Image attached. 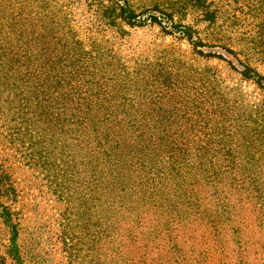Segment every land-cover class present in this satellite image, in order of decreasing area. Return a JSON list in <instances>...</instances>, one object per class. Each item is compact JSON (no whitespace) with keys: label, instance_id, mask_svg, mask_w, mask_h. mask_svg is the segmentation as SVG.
<instances>
[{"label":"rangeland","instance_id":"374dc122","mask_svg":"<svg viewBox=\"0 0 264 264\" xmlns=\"http://www.w3.org/2000/svg\"><path fill=\"white\" fill-rule=\"evenodd\" d=\"M99 1L105 0H0V180L3 185L0 200L9 208L16 224L25 264H109L112 247L108 237L109 200L103 192L96 193L100 197L94 198L90 160L84 157L81 164L72 135L61 133L58 124L46 123L42 113L44 66L46 50L50 47L47 35L49 26H53L50 17L54 18L63 9L79 25L78 31L85 42L91 40L97 46H104L106 52L102 59L114 68L109 72L112 80L108 94L130 98V106L124 105V108L179 114L194 103L193 88L201 85V78L208 73L218 84L226 86L225 97L230 106L224 110L219 123V159L224 162H218V167L233 164L231 170L237 172L235 165L244 161L253 163L257 159L264 163V129L245 132L242 121L246 113L264 120V87L240 79L234 69L241 68L238 59L210 41V35L201 33L205 45L198 47L168 35L166 31L172 27L163 12L171 0H127L135 12L143 11L137 17V21L143 22L141 26H129L118 19L111 26L97 20L94 10L97 11ZM208 1L223 11L218 23L221 34L230 37L225 42L233 51L255 47L245 59L242 55L237 57L243 62L248 60L264 74V0ZM151 15L157 16L158 23L150 19ZM173 15L174 21L193 24V15ZM217 31L208 29L207 34ZM206 52L222 54L235 67L217 58L206 60ZM168 64H173L179 73L187 67L194 69L197 83L181 78L182 84L177 87L155 84L150 90L138 82L125 85L128 78L135 80L136 72L143 70L148 74L164 70ZM151 97L157 99L156 103L149 100ZM206 123L201 121L197 125ZM179 124L184 125L185 121ZM238 175L246 180L244 187L240 189L238 182L231 191L226 187L228 201L223 199V192L216 194L220 192L216 190L220 185L211 187L212 183L203 174H191L190 178L179 175L170 182L166 180L168 188L175 186L173 195L165 208L159 202L152 210L156 216L161 209H166L159 243L168 242L173 248L169 256L159 251L161 262L164 258L168 259L164 264H186L180 263L185 258L187 264H213L226 255L225 264H231L228 247L240 238L241 254L246 256L243 260L248 261L249 254L262 250L259 219L255 214L244 213L238 221L233 212L238 206L251 210L252 206L261 204L262 200L257 197L264 198V170L253 163L250 171L241 170ZM216 181L224 184L220 178ZM155 195H144L139 190L127 198L122 193L119 201L116 197L115 206L122 208L123 216L134 215L136 207L140 210L148 197L156 198ZM220 206L228 212L223 211L221 215ZM210 212L214 227H204L202 217ZM184 217H187L185 221ZM10 235L0 219V264H14L7 252ZM221 247L226 249L222 255ZM180 253L186 256L178 258Z\"/></svg>","mask_w":264,"mask_h":264},{"label":"trees","instance_id":"16d2710c","mask_svg":"<svg viewBox=\"0 0 264 264\" xmlns=\"http://www.w3.org/2000/svg\"><path fill=\"white\" fill-rule=\"evenodd\" d=\"M99 3L94 15L103 23L113 26L114 19L129 26H141L143 23L137 21V17L143 11L135 12L127 5V0H105ZM163 13L167 14L172 27V30L166 31L168 35L186 40L193 47L205 45L201 33L210 35L208 37L212 36L210 41L224 47L238 59L241 68H234L231 60L217 52H206L205 56L208 57L206 60L212 58L225 60L236 69L242 81L251 82L260 88L264 87V74L251 66L248 60L243 62L237 57L242 55L245 59L249 52L253 51L250 49L255 47H240L233 51L225 42V39L230 37L221 34V24L218 21L223 11L220 8L213 6L208 0H171L167 2ZM174 13H181V16L186 13L193 15V24L174 21ZM149 17L158 23L157 16ZM50 18L53 26H49L47 35L50 47L46 50L44 66L42 113L46 123L58 124L61 133L72 135L76 146L75 153L81 164L84 163V157L90 160L95 200L100 197L96 195L98 192H103V196H107V201L109 200L107 211L111 212V218L108 237L112 245L109 264H164L168 259L162 258L164 261L161 262V256L158 257L159 251L160 253L164 251L165 255L169 256L173 250L168 242L159 243L160 235L163 234L161 226L166 221L164 220L166 209H161V213L156 216L152 210L157 208L159 202H162L161 207L165 208V204L173 195L172 190L175 186L168 188L166 180L170 182L172 177L179 175L190 178L191 174H203L208 183H212L211 187L220 185L216 189L220 192L216 194L223 192V199L228 201L230 197L226 193L229 194L227 190L235 188L233 184L238 182L240 189L244 187L246 180L238 175L241 170L250 171L253 163H258L264 170V163L256 159L253 163L244 161L243 164H236L238 173L231 170L233 164L229 167L228 163L222 165V168L218 167V162H224L222 158L219 159L221 150L219 123L229 104L225 97L226 86L218 84V80L215 81L211 75L207 73L201 78L203 81L201 85L192 87L196 92L193 93L194 103L179 114L159 109L129 110L123 106H130V98L108 94V84L112 78L109 77V72L111 70L113 72L114 68L111 67V63L102 59L106 52L104 46H97L91 40L85 42L78 31L79 25L69 19L65 9L54 18ZM203 23L206 25L200 28ZM208 29L218 31L207 34ZM178 71L173 64H168L164 70L149 71L148 74L142 70L141 73L136 72L135 80L128 78L125 85L138 82L144 89L150 90L155 84L166 88L177 87L182 84L181 78L197 83L194 69L187 67L180 72L181 74ZM215 89L217 91H214ZM149 100H154L153 103L157 101L152 97ZM181 121H185V124H179ZM201 121L207 123L197 125V122ZM242 121L245 132L264 129V120L256 114L246 113ZM218 178L224 184L216 181ZM262 181L264 182V177ZM1 183L0 180V191L3 188ZM181 183L178 184V188L181 187ZM226 187L229 189L226 190ZM139 190H142L144 195L156 194V198L149 196L140 210L135 208L134 215L123 216L122 208L115 206L116 197L119 201L122 193H126L128 198L131 194L135 196ZM257 198L262 200L260 205L252 206L251 210L238 206L236 212H232L238 221L243 219L241 214L244 213L249 216L255 214L259 219L262 228L259 238L262 250L249 254L248 261L243 260L242 257L246 256L241 254V238L237 239L235 241L238 242L237 245L233 243L228 247V255H231L233 260L231 264H264V198L259 196ZM128 203L131 206L130 201ZM230 207L234 208L232 205ZM223 211L228 212L222 208L219 211L221 215L224 214ZM184 218L183 221L187 219ZM0 219L11 233L7 246L8 254L14 264H25L19 250L16 224L9 208L1 200ZM202 219L204 220L202 226L214 227L211 212ZM115 220H118V223L114 222ZM219 251L222 255L226 249L221 247ZM183 255L185 257L186 253H180L177 257ZM225 256H220L213 264H225ZM186 260L181 259L180 263L187 264Z\"/></svg>","mask_w":264,"mask_h":264}]
</instances>
